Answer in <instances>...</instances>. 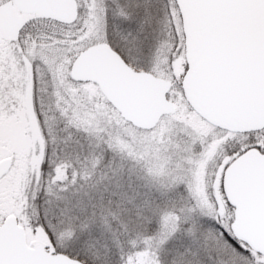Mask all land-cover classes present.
<instances>
[{
    "label": "snow or ice",
    "instance_id": "1",
    "mask_svg": "<svg viewBox=\"0 0 264 264\" xmlns=\"http://www.w3.org/2000/svg\"><path fill=\"white\" fill-rule=\"evenodd\" d=\"M0 264H264V0H0Z\"/></svg>",
    "mask_w": 264,
    "mask_h": 264
}]
</instances>
